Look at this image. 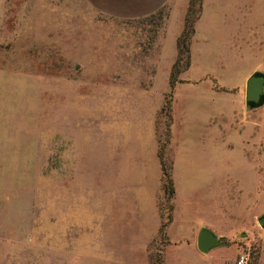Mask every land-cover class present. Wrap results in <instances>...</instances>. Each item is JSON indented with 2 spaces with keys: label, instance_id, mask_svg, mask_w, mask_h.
Instances as JSON below:
<instances>
[{
  "label": "rangeland",
  "instance_id": "rangeland-1",
  "mask_svg": "<svg viewBox=\"0 0 264 264\" xmlns=\"http://www.w3.org/2000/svg\"><path fill=\"white\" fill-rule=\"evenodd\" d=\"M0 60V264H264V0H0Z\"/></svg>",
  "mask_w": 264,
  "mask_h": 264
},
{
  "label": "crops",
  "instance_id": "crops-1",
  "mask_svg": "<svg viewBox=\"0 0 264 264\" xmlns=\"http://www.w3.org/2000/svg\"><path fill=\"white\" fill-rule=\"evenodd\" d=\"M166 1L167 0H119V3L123 4V5H125V4L126 5H132V6H136V7H156V6H162ZM18 67H19V64H13L11 62H4V61L0 60V71L11 70L9 72L14 73L16 75H20L19 74L20 72L15 70V69H18ZM7 68H10V69L8 70ZM3 115L0 114V118H2ZM5 116H7V115H5ZM12 116H14V120H12ZM7 120L9 122V124H8V126L5 127L6 132L11 133V134H16V133L18 134V127L15 124V122H16L15 113L12 115L10 114L9 117L6 118L5 121H7ZM10 143L11 142H7V144L10 147V150H12L13 157L11 155L3 153L1 151L2 148H0V198H2V197L4 198V196L8 197L9 196L8 191L14 190V189L18 190V186H19V184H18V182H19V161H18V159H14L15 150L17 151V149H16V145H13V147H12V146H10ZM11 147L13 149H11ZM16 155H17V152H16ZM10 166H12V167H10ZM5 177H8L7 178L8 182L6 183L5 188H4V181H6ZM108 240L109 239H107V243H108ZM142 242H143L142 243V247H143L145 240H142ZM109 246L110 247L108 250H110V249H112V250L110 251V253L102 256L101 262L103 264H148L145 256H142L141 258L134 256V254H132V253H134L135 251L130 250V248H124V250L126 251V254L122 258L118 254V252H119L118 247H116L114 245H109ZM196 246H194L195 251L196 250L198 251L199 249L196 248ZM209 250H211V249H209ZM199 252H201V251L199 250ZM202 258L203 259L207 258V260L206 259L203 260L204 264H205V262H206V264H221V263H223V261H221L216 255H211L209 253L207 255H203Z\"/></svg>",
  "mask_w": 264,
  "mask_h": 264
},
{
  "label": "water",
  "instance_id": "water-1",
  "mask_svg": "<svg viewBox=\"0 0 264 264\" xmlns=\"http://www.w3.org/2000/svg\"><path fill=\"white\" fill-rule=\"evenodd\" d=\"M264 101V73L254 71L245 81V102L250 106L260 105ZM264 226V215L258 218ZM224 244L222 236H216L206 227H200L196 235V245L201 252H207L212 247Z\"/></svg>",
  "mask_w": 264,
  "mask_h": 264
},
{
  "label": "built area",
  "instance_id": "built-area-1",
  "mask_svg": "<svg viewBox=\"0 0 264 264\" xmlns=\"http://www.w3.org/2000/svg\"><path fill=\"white\" fill-rule=\"evenodd\" d=\"M246 261H247V255L242 253L238 255L236 259V264H246Z\"/></svg>",
  "mask_w": 264,
  "mask_h": 264
}]
</instances>
